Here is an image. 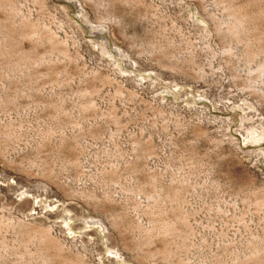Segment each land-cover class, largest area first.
Segmentation results:
<instances>
[{
	"label": "rangeland",
	"instance_id": "374dc122",
	"mask_svg": "<svg viewBox=\"0 0 264 264\" xmlns=\"http://www.w3.org/2000/svg\"><path fill=\"white\" fill-rule=\"evenodd\" d=\"M256 134L264 0H0V264H264Z\"/></svg>",
	"mask_w": 264,
	"mask_h": 264
},
{
	"label": "bare ground",
	"instance_id": "6f19581e",
	"mask_svg": "<svg viewBox=\"0 0 264 264\" xmlns=\"http://www.w3.org/2000/svg\"><path fill=\"white\" fill-rule=\"evenodd\" d=\"M237 31V30H236ZM56 48V47H55ZM117 48V47H115ZM118 49V48H117ZM253 131V130H252ZM249 144L252 146V147H257L264 144V138H261L260 135L256 134L254 137H252L250 140H249ZM248 144V145H249ZM253 150V149H252ZM264 153V152H263ZM258 204L262 207H264V198H258Z\"/></svg>",
	"mask_w": 264,
	"mask_h": 264
}]
</instances>
